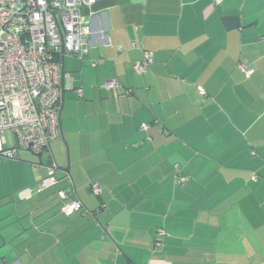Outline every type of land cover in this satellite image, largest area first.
Segmentation results:
<instances>
[{
    "label": "crops",
    "instance_id": "0c3cea01",
    "mask_svg": "<svg viewBox=\"0 0 264 264\" xmlns=\"http://www.w3.org/2000/svg\"><path fill=\"white\" fill-rule=\"evenodd\" d=\"M84 13L89 57H60L58 183L33 192L50 153L0 162V264H264V0H96ZM60 191L83 209L66 215Z\"/></svg>",
    "mask_w": 264,
    "mask_h": 264
},
{
    "label": "built area",
    "instance_id": "2783aa9c",
    "mask_svg": "<svg viewBox=\"0 0 264 264\" xmlns=\"http://www.w3.org/2000/svg\"><path fill=\"white\" fill-rule=\"evenodd\" d=\"M214 1L220 4L223 0ZM95 2L0 0V139L5 142L7 131L15 137L9 153L0 154V162L4 157H16L21 150L34 154L50 151L52 143L61 138L60 57L63 53L82 60L89 57V16L84 9ZM89 61L92 67L105 62L103 58ZM152 61L153 53L146 52L143 61L136 63V71L144 72ZM239 66L246 76L251 75L252 70L243 64ZM104 87L113 92L120 88V83L111 79ZM77 92L82 94L81 89ZM148 128L149 124H142V129ZM58 169L53 158L47 175L35 185L33 192L40 193L56 185ZM91 191L100 195L102 189L92 183ZM59 195L65 201L62 211L66 215L83 209L82 202L70 200L65 191ZM164 235L165 231L159 229L157 246Z\"/></svg>",
    "mask_w": 264,
    "mask_h": 264
},
{
    "label": "water",
    "instance_id": "95a60500",
    "mask_svg": "<svg viewBox=\"0 0 264 264\" xmlns=\"http://www.w3.org/2000/svg\"><path fill=\"white\" fill-rule=\"evenodd\" d=\"M64 82H65V69H64V56H63V58H62V63H61V88L63 89V87H64ZM61 109L62 108H60V111H59V115H61ZM31 152V151H30ZM39 159H41L42 158V156H43V153L42 152H40V153H38V154H35Z\"/></svg>",
    "mask_w": 264,
    "mask_h": 264
},
{
    "label": "rangeland",
    "instance_id": "374dc122",
    "mask_svg": "<svg viewBox=\"0 0 264 264\" xmlns=\"http://www.w3.org/2000/svg\"><path fill=\"white\" fill-rule=\"evenodd\" d=\"M8 133H9V132H8ZM21 151H22V152H25V153H28L29 155H31V156H32L33 158H35V159L37 158L36 155H35L34 153L30 152V151H28V152H27L26 150H21ZM48 153H50V151H44L43 156H42L41 159L46 160V159L48 158V156H47ZM49 158H50L51 161H53V158H54V157H52V155H50Z\"/></svg>",
    "mask_w": 264,
    "mask_h": 264
},
{
    "label": "trees",
    "instance_id": "16d2710c",
    "mask_svg": "<svg viewBox=\"0 0 264 264\" xmlns=\"http://www.w3.org/2000/svg\"><path fill=\"white\" fill-rule=\"evenodd\" d=\"M60 139H61V138H60ZM60 139H59V140H60ZM50 164H51V162H50ZM37 183H38V182H37Z\"/></svg>",
    "mask_w": 264,
    "mask_h": 264
}]
</instances>
